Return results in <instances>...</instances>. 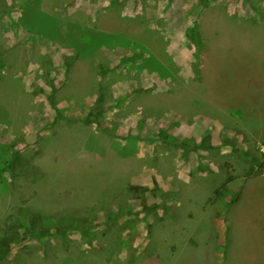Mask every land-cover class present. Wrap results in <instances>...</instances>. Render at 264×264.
<instances>
[{
    "label": "rangeland",
    "instance_id": "1",
    "mask_svg": "<svg viewBox=\"0 0 264 264\" xmlns=\"http://www.w3.org/2000/svg\"><path fill=\"white\" fill-rule=\"evenodd\" d=\"M0 264H264V0H0Z\"/></svg>",
    "mask_w": 264,
    "mask_h": 264
},
{
    "label": "trees",
    "instance_id": "2",
    "mask_svg": "<svg viewBox=\"0 0 264 264\" xmlns=\"http://www.w3.org/2000/svg\"><path fill=\"white\" fill-rule=\"evenodd\" d=\"M191 34L193 35V36H196V28H193V29H191ZM198 45V44H197ZM55 94H56V91L55 90H53V94L50 96V104H51V106H52V108L54 109V111L57 113V117L58 118H61V112H60V110H59V108H58V106L56 105V103H55V100H54V96H55ZM88 124H91L92 122H90V121H88L87 122ZM198 149V148H197ZM253 160V163H254V166H253V170L255 171V166H256V161L257 160H255V158H253L252 159ZM6 165H8V163H6ZM253 171V172H254ZM263 173L262 172H260V171H258V172H256V175H262ZM218 197H220L219 195H218ZM239 199V198H238ZM238 199L234 202V204H236L237 203V201H238ZM67 232V230L66 231H64V233H66ZM47 233V234H46ZM49 232H39V235H38V237L42 240V239H45L47 236H49V234H48Z\"/></svg>",
    "mask_w": 264,
    "mask_h": 264
},
{
    "label": "crops",
    "instance_id": "3",
    "mask_svg": "<svg viewBox=\"0 0 264 264\" xmlns=\"http://www.w3.org/2000/svg\"><path fill=\"white\" fill-rule=\"evenodd\" d=\"M220 127V126H219Z\"/></svg>",
    "mask_w": 264,
    "mask_h": 264
}]
</instances>
